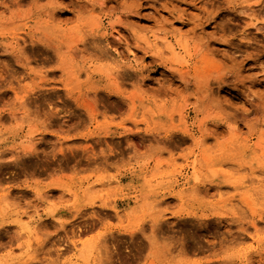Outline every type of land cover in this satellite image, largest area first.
Wrapping results in <instances>:
<instances>
[{"label": "rangeland", "instance_id": "obj_1", "mask_svg": "<svg viewBox=\"0 0 264 264\" xmlns=\"http://www.w3.org/2000/svg\"><path fill=\"white\" fill-rule=\"evenodd\" d=\"M0 264H264V0H0Z\"/></svg>", "mask_w": 264, "mask_h": 264}, {"label": "bare ground", "instance_id": "obj_2", "mask_svg": "<svg viewBox=\"0 0 264 264\" xmlns=\"http://www.w3.org/2000/svg\"><path fill=\"white\" fill-rule=\"evenodd\" d=\"M21 1V0H20Z\"/></svg>", "mask_w": 264, "mask_h": 264}]
</instances>
